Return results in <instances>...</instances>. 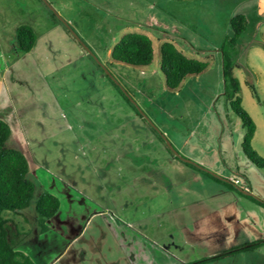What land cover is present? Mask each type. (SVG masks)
Returning <instances> with one entry per match:
<instances>
[{
	"label": "rangeland",
	"instance_id": "374dc122",
	"mask_svg": "<svg viewBox=\"0 0 264 264\" xmlns=\"http://www.w3.org/2000/svg\"><path fill=\"white\" fill-rule=\"evenodd\" d=\"M239 13L247 25L231 45L230 18ZM19 25L36 35L28 52L19 48ZM128 32L150 36V64L111 59L113 45ZM167 37L183 45L187 56L209 62L181 90H169L160 71V45ZM223 51L240 82L242 106L255 123L252 147L264 157V0H0V118L10 128L5 145L25 155L27 177L35 184L29 205L19 211L23 246L40 229L35 212L40 194L65 198L59 189L65 184L89 195L108 216L144 218L140 226L151 204L167 200L195 199L206 191L219 192L220 199L230 194L250 199L257 211L247 215L251 204L245 202L239 217L231 218L221 206L217 217L204 213L197 220L165 214L171 233L218 232L219 252L226 248L222 233L238 228L245 233L252 222L254 229L264 228V204L256 201L264 203V170L242 151L244 128L223 94ZM198 87L204 91L192 104ZM166 145L216 178L201 170L199 179L192 172L179 175L172 157L181 160ZM204 153H213L222 173L197 163ZM3 213L15 219V213ZM162 216L151 220L155 231ZM103 217L92 216L83 233H109ZM140 228L148 232L146 225ZM200 254L197 258L206 256Z\"/></svg>",
	"mask_w": 264,
	"mask_h": 264
},
{
	"label": "crops",
	"instance_id": "0c3cea01",
	"mask_svg": "<svg viewBox=\"0 0 264 264\" xmlns=\"http://www.w3.org/2000/svg\"><path fill=\"white\" fill-rule=\"evenodd\" d=\"M176 46L179 48L177 44ZM180 47L179 49H184L183 45ZM181 89H184L183 84ZM194 89L198 97L190 99L192 104H197L199 102L197 99L201 98L204 88ZM167 152L170 154L169 151ZM207 154L204 153L197 163L216 173H222L216 168L218 162L213 153ZM172 163L179 175L192 172L191 178L199 179L202 176L198 170L183 165L174 156ZM154 185L155 183H151L148 187ZM59 189L65 198L55 193L60 201L59 208L52 217L46 220V230L42 232L39 229L34 233V238L28 245L29 248L23 246L22 237L20 238L17 234L18 229L22 230V213L15 212L14 221L17 225H13L10 236L15 243V249L26 253L34 264H186L200 258H212L222 253L217 250L220 245L218 232L201 233L198 231L200 228H193L192 231L187 230V233H171L165 214H172L173 219L174 217L184 219L192 216L197 220L204 213L215 217L221 206L222 209L227 207L225 213L233 218L242 214L245 202L251 204L245 208L247 215L257 211L255 206H258L250 199H241L242 197H235L233 194H230L228 199H220L219 192L207 193L206 191L205 196L195 199L167 200L159 206L151 204L150 211L147 210V223L143 224L146 225L148 231L145 232L140 228L143 225L140 226L139 223L144 218L137 216L135 219L131 217L130 220L125 219L124 221L117 214L108 216L109 213L103 210L93 198L82 194L71 184L62 185ZM248 189L253 191L250 186ZM97 214L104 216L102 220L104 224H107L109 233H83L86 223ZM159 215H163L158 227L160 231L156 230L157 233H155V224L151 223V220ZM251 224L253 229L245 233L240 232L239 228L230 233H222L224 235H222L221 242L226 245L223 252L250 242L262 241L261 243L253 249L231 253L198 264H264V228L256 230L254 229L255 223ZM50 229L51 233H48ZM200 253H205L206 256L197 258ZM220 260L227 261L220 263Z\"/></svg>",
	"mask_w": 264,
	"mask_h": 264
},
{
	"label": "trees",
	"instance_id": "16d2710c",
	"mask_svg": "<svg viewBox=\"0 0 264 264\" xmlns=\"http://www.w3.org/2000/svg\"><path fill=\"white\" fill-rule=\"evenodd\" d=\"M247 20L244 14H235L230 18L232 35L228 43L234 45L239 35L245 30ZM16 37L19 48L28 52L34 46L36 35L28 25H19L16 29ZM169 37V36H168ZM168 37L160 45V71L164 77L165 86L175 91L182 87L183 81L189 76H196L206 70L208 61L199 60L185 55L175 42ZM110 57L113 61L132 66H146L153 60V45L151 38L140 32H128L123 34L113 45ZM233 63L229 56L222 52V75L224 78V97L231 109L240 117L244 134L241 148L243 153L257 168L264 170V157L257 154L252 147V138L255 132V123L250 114L244 109L240 91V82L233 74ZM254 97H258L255 87L249 85ZM8 123L0 118V264H34L32 259L22 250L15 249V243L10 238L9 223L16 226V222L4 213L19 212L29 205L33 197L35 184L27 177L28 163L25 155L17 149L5 145L9 136ZM173 155V152L168 148ZM181 162L196 170H201L212 177L208 171L191 162ZM216 178V177H215ZM264 204L262 201H259ZM60 201L58 197L48 191L40 194L35 202V212L38 216L40 231L46 230V220L52 217L58 210ZM262 241H255L239 247L231 248L212 258H203L186 264H198L215 259L227 254L253 249Z\"/></svg>",
	"mask_w": 264,
	"mask_h": 264
},
{
	"label": "water",
	"instance_id": "95a60500",
	"mask_svg": "<svg viewBox=\"0 0 264 264\" xmlns=\"http://www.w3.org/2000/svg\"><path fill=\"white\" fill-rule=\"evenodd\" d=\"M171 151H172V152L174 153V155H176L180 160L185 161V162H189L188 159H185V158L180 157V156L178 155L177 152H175L174 150H172V148H171Z\"/></svg>",
	"mask_w": 264,
	"mask_h": 264
},
{
	"label": "built area",
	"instance_id": "2783aa9c",
	"mask_svg": "<svg viewBox=\"0 0 264 264\" xmlns=\"http://www.w3.org/2000/svg\"><path fill=\"white\" fill-rule=\"evenodd\" d=\"M234 184H239V180L237 178H231L230 179ZM243 189H246L245 187H243Z\"/></svg>",
	"mask_w": 264,
	"mask_h": 264
}]
</instances>
